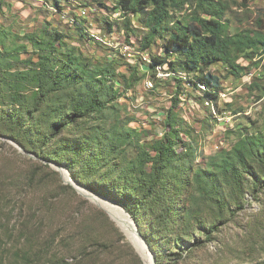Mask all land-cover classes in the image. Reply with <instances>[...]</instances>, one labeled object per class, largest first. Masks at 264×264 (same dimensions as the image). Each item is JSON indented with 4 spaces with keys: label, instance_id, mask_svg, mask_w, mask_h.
Listing matches in <instances>:
<instances>
[{
    "label": "rangeland",
    "instance_id": "rangeland-1",
    "mask_svg": "<svg viewBox=\"0 0 264 264\" xmlns=\"http://www.w3.org/2000/svg\"><path fill=\"white\" fill-rule=\"evenodd\" d=\"M225 1L228 34L264 31V0ZM0 7V25L8 34L5 44L14 48L26 43L29 52L19 50L20 60L32 51L27 34L47 28L64 34L65 43L90 60L92 67L111 66L116 70L113 85L123 92L122 96L110 102V107L101 114L91 115L86 123V127L100 126V133L118 145L108 160L115 156L132 157L131 149L137 148L136 145L151 148V142L161 136L164 113L173 102L172 95L178 91L177 84L161 65L155 68L160 81L150 79L151 73L144 66L157 48L152 53L142 51L135 36L124 35L122 27L126 21L130 19L134 25L139 22L122 13L119 0H70L60 3V8L54 0H0ZM107 20L112 21L113 28H108ZM82 27L87 34L84 37L79 33ZM90 36L93 38L88 39ZM249 56L248 59L241 53L235 58V63L244 68L238 73H232L231 66L220 60L207 68L206 71L219 76L222 86L215 102L198 100L199 91L187 82L183 83L182 92H178L180 101L175 110L185 118L182 136L195 142L199 137L201 144L193 162H184L189 174L192 168L219 160L218 154L230 149L241 130L264 129V56L255 52H249ZM133 77L138 81L125 85ZM187 92L190 102L186 100ZM211 116L216 122L210 120ZM207 118L209 123L205 121ZM187 126L192 129V135ZM128 132L129 138L124 140L118 135ZM200 135L205 140L201 141ZM21 142L27 144L24 139ZM111 145L108 141L106 147L98 146V149ZM42 151L41 155L37 154L31 147L25 149L6 135H0V264H147V259L144 257V262L137 252L135 237L131 238L91 199L93 195L101 196L122 206L105 193L113 186L108 177L119 178L117 173L121 168L107 171L103 179L91 176L78 182L69 170L67 176L64 164L49 159L47 148ZM111 164L109 161L102 170H109ZM260 178L264 182V176ZM89 183L94 190L89 188ZM185 188L180 200L178 197L175 200L176 212L181 202H185L193 214L187 213L183 221L175 223V228L184 226L183 234L192 231L193 238L185 235L190 244L198 239L206 240L203 232H193L190 225L194 218L221 222L212 239L197 247L180 264H264V185L252 194L247 185L240 190L224 185L225 201L233 211L227 207L220 210L209 203L204 205L200 198L189 195L191 187ZM244 193L247 201L243 209H238L236 206ZM154 233L158 240L163 234L166 238L176 237L171 232ZM184 248L181 250L185 251ZM170 258L169 262L174 256Z\"/></svg>",
    "mask_w": 264,
    "mask_h": 264
},
{
    "label": "trees",
    "instance_id": "trees-1",
    "mask_svg": "<svg viewBox=\"0 0 264 264\" xmlns=\"http://www.w3.org/2000/svg\"><path fill=\"white\" fill-rule=\"evenodd\" d=\"M65 1L70 0H54V3L60 8V3ZM119 9L139 22L134 25L130 19L126 21L122 27L124 35L135 36L142 51L152 53L157 48L144 66L151 73L150 79L160 81L155 68L161 65L177 84L178 91L172 95L173 102L164 113L161 136L151 142V148L136 145L137 148L131 149L132 157L107 159L118 145L100 133V126L86 127V123L91 115L101 114L110 107V102L122 96L123 92L113 85L117 72L111 66L92 67L90 60L65 43L64 34L47 28L27 34L32 51L20 60L19 50L29 52L26 43L9 48L5 44L8 34L0 25V135H6L25 149L31 147L40 155L42 148H47L49 159L64 164L78 182L91 176L103 179L104 173L120 167L119 178L108 177L113 186L106 195L131 214L155 253V264H180L197 247L212 239L221 220L205 222L194 218L190 225L193 232H203L206 240L198 239L190 244L185 235L192 238L195 235L192 231L183 234L185 227L175 228V223L193 211L181 202L176 212V198L183 194L185 186L191 187L189 195L200 198L204 205L209 203L220 210L227 207L233 211L225 201L224 185L233 190L247 185L251 194L258 192L264 185L260 178L264 176V129L241 130L230 149L218 154L219 160L192 168L189 174L184 162H193L201 144L199 137L195 142L182 136L185 118L175 110L180 101L178 92H182L183 83L187 82L199 91L198 100L215 102L222 86L219 76L206 71L207 68L220 60L231 66L232 73H238L244 69L235 63L239 54H246L248 59L249 52L264 56V31L228 34L225 0H119ZM107 23L109 29L113 28L112 21ZM79 29L81 37L87 35L83 31L85 27ZM127 80V86L138 81L134 77ZM187 95L190 102L189 92ZM187 128L192 135V129ZM118 135L121 139L129 138V132ZM200 140H205L204 135H200ZM108 141L112 144L110 148L98 149V146L106 147ZM109 161L112 162L109 170L103 171ZM89 188L94 190L93 184L89 183ZM246 197L244 193L236 206L238 209L244 208ZM154 232H171L176 237L166 238L163 234L158 240ZM182 246L185 251L181 250ZM170 256H174L171 262Z\"/></svg>",
    "mask_w": 264,
    "mask_h": 264
},
{
    "label": "bare ground",
    "instance_id": "bare-ground-1",
    "mask_svg": "<svg viewBox=\"0 0 264 264\" xmlns=\"http://www.w3.org/2000/svg\"><path fill=\"white\" fill-rule=\"evenodd\" d=\"M160 70V68H159ZM167 76L169 75V73H167ZM159 75H163L162 73H159ZM92 201H95L96 203H98L101 207H103L112 217V219L125 231L127 232L131 238L135 237L136 241H137V245H136V241L135 246L137 248V252L139 253V255L143 258L144 262L145 259L144 257L147 259V264H152L151 261V256L148 252V250L146 249L145 245L143 244V242L140 240V238L137 236V234L134 231L133 225H132V221L131 219L128 217V215L117 205H115L114 203L110 202L109 200H107L106 198H103L101 196H91ZM134 246V245H133ZM134 246V247H135Z\"/></svg>",
    "mask_w": 264,
    "mask_h": 264
},
{
    "label": "water",
    "instance_id": "water-1",
    "mask_svg": "<svg viewBox=\"0 0 264 264\" xmlns=\"http://www.w3.org/2000/svg\"><path fill=\"white\" fill-rule=\"evenodd\" d=\"M60 166V165H59ZM63 167H65V166H63ZM62 166H61V168H63ZM65 169H66V174H67V176H68V169L65 167ZM69 177V176H68ZM103 198H105V197H103ZM111 202V201H110ZM113 203V202H112ZM119 207L128 215V217L131 219V221H132V225H133V228H134V231H135V233L137 234V236L140 238V240L143 242V244L145 245V247H146V249L148 250V252H149V254H150V256H151V261H152V264H155L156 263V261H155V253L153 252V251H151L150 250V248H149V246H148V244H147V242L145 241V238L141 235V233L139 232V230H138V227H137V224L135 223V220L133 219V217L126 211V210H124L123 208H122V206H120L119 205Z\"/></svg>",
    "mask_w": 264,
    "mask_h": 264
}]
</instances>
